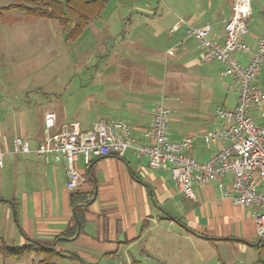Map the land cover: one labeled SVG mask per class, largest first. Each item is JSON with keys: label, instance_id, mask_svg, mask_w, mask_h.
Wrapping results in <instances>:
<instances>
[{"label": "crops", "instance_id": "obj_1", "mask_svg": "<svg viewBox=\"0 0 264 264\" xmlns=\"http://www.w3.org/2000/svg\"><path fill=\"white\" fill-rule=\"evenodd\" d=\"M231 5L232 0H107L80 35L86 34L93 60L107 61L102 70L93 65L101 70L104 84L97 96L101 93L106 97L100 98L99 104H81L79 109L45 108L35 121L26 116L13 135L7 131L9 122L0 117V244H52L82 259L85 254L89 261L84 260L90 264H154L166 260V254L179 264L180 250L174 246L180 238L196 245L198 264H210L211 258L216 264L261 260L254 215L258 208L232 204L220 194L215 181L194 184V196L188 197L169 171L150 167L146 157L127 149L121 155L94 157L88 164L79 157L76 167L81 179L70 190L62 162L44 164L34 152H11L15 137H22L32 148L44 137L46 111L56 114L51 131L69 121L87 129L102 118L120 119L131 126L135 140L147 142L144 133L158 101L148 106L144 94L156 91V80L164 73L186 75L194 61L209 66L217 77L221 67L217 62H201L200 46L185 36L186 25L177 24L178 19L194 26L209 23L214 37L221 40ZM250 5L245 40L254 46L264 35V0H250ZM237 58L241 63L246 61L240 54ZM223 83L230 94L223 88L215 104L232 107L236 92ZM214 94L219 95L217 89L210 90L206 104L212 102ZM114 96L117 98L109 99ZM214 109L203 105L190 118L179 111L169 113L168 137L179 140L191 134L187 153L198 161L219 148V144L203 139L206 131L224 125ZM76 208L82 217L77 234ZM56 236L62 238L58 243Z\"/></svg>", "mask_w": 264, "mask_h": 264}, {"label": "built area", "instance_id": "obj_2", "mask_svg": "<svg viewBox=\"0 0 264 264\" xmlns=\"http://www.w3.org/2000/svg\"><path fill=\"white\" fill-rule=\"evenodd\" d=\"M231 10L230 17L224 20L221 40L214 37L209 23L194 26L183 18L177 22L185 23V36L200 46L201 62L219 63V78L236 92L234 106H215V115L224 125L203 134L206 143L219 144L218 150L206 160L198 161L187 153L192 145L191 134L179 140L168 137L170 111L162 100L154 105L152 119L144 133L147 142L135 140L131 126L120 119L102 118L87 129L81 128L77 121H69L57 131H51L56 114L46 111L44 137L34 148L22 137H15L11 152H34L44 164L62 162L66 187L70 190L75 189L81 179L76 167L79 157L88 164L94 157L121 155L127 149L146 157L150 167L169 171L175 185L188 197L194 196V184L215 181L220 194L228 197L232 204L258 208L254 215L261 260L250 264H264V90L257 81L264 66V35L254 46L245 40L251 16L250 0H232ZM237 54L246 61L241 63ZM253 110L258 112L261 121H256Z\"/></svg>", "mask_w": 264, "mask_h": 264}, {"label": "rangeland", "instance_id": "obj_3", "mask_svg": "<svg viewBox=\"0 0 264 264\" xmlns=\"http://www.w3.org/2000/svg\"><path fill=\"white\" fill-rule=\"evenodd\" d=\"M9 1L0 0V5ZM25 16L17 10L0 14V117L9 122L7 131L11 135L21 127L26 116L35 121L45 108L65 107L70 110L77 106L79 109L81 104H99V99L106 97L101 93L98 97L97 93L104 85L99 72L107 61L93 60L95 56L89 53L91 45L86 41V34L75 41H66L57 21ZM96 64L101 70L94 69ZM188 68L191 70L186 71V75L171 77L162 74L156 80V91L144 94L146 105L152 106L162 100L171 115L179 111L184 118L197 114L203 105L211 108L219 105L215 103L219 101L226 81L198 61ZM258 82L264 88V66L259 72ZM147 85L149 87L151 83ZM211 89H217L219 95L214 94L212 102L206 104L207 99L210 100ZM223 91L229 93V89L224 88ZM252 114L257 122L261 120L256 110ZM177 242L174 247L180 250L179 264H198L196 245L180 238ZM82 257L89 261L83 253ZM170 258L173 256L166 254V260L162 261L177 264ZM39 259L40 256L34 252L21 258L0 255V264H39ZM54 260L57 264H79L67 257ZM215 260L211 258L210 264H216ZM162 261L154 264H162Z\"/></svg>", "mask_w": 264, "mask_h": 264}, {"label": "trees", "instance_id": "obj_4", "mask_svg": "<svg viewBox=\"0 0 264 264\" xmlns=\"http://www.w3.org/2000/svg\"><path fill=\"white\" fill-rule=\"evenodd\" d=\"M107 0H10L5 5H0V14L4 11L17 10L28 17L52 19L60 25L65 39L73 41L81 35L89 21L100 14ZM76 215L82 221L79 209ZM71 233V235H73ZM56 242L62 240L56 236ZM261 247L260 244H257ZM40 256L39 264H57V257H67L76 260L79 264H90L72 251L57 250L55 245H45L38 241H29L26 244L10 246L4 242L0 244V255L3 257L21 258L29 253Z\"/></svg>", "mask_w": 264, "mask_h": 264}, {"label": "water", "instance_id": "obj_5", "mask_svg": "<svg viewBox=\"0 0 264 264\" xmlns=\"http://www.w3.org/2000/svg\"><path fill=\"white\" fill-rule=\"evenodd\" d=\"M77 219V218H76ZM77 223H78V229H77V232H76V234L79 232V228H80V222H79V220L77 219Z\"/></svg>", "mask_w": 264, "mask_h": 264}]
</instances>
